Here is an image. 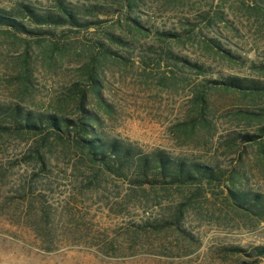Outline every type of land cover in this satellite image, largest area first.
<instances>
[{"label":"rangeland","instance_id":"rangeland-1","mask_svg":"<svg viewBox=\"0 0 264 264\" xmlns=\"http://www.w3.org/2000/svg\"><path fill=\"white\" fill-rule=\"evenodd\" d=\"M65 1L83 10L98 5L99 13L88 14L96 24L58 26L40 37L0 28V105L75 119L84 90L102 137L131 144L139 155L163 150L215 165L222 179L195 193V185H136L130 171L97 168L94 175L72 128L67 147L50 138L46 177L27 157L39 136L0 133V264H264L243 251L264 245V212L236 207L226 188L264 201V94L220 82L237 76L264 83V0H136L131 10L121 0ZM19 2L51 7L56 0H0V7ZM127 14L142 26L132 27ZM173 54L203 70L175 64ZM93 58L99 95L88 79ZM245 133L261 136L250 142ZM30 181L29 214L46 201L49 231L25 218L27 192L19 189Z\"/></svg>","mask_w":264,"mask_h":264},{"label":"trees","instance_id":"trees-1","mask_svg":"<svg viewBox=\"0 0 264 264\" xmlns=\"http://www.w3.org/2000/svg\"><path fill=\"white\" fill-rule=\"evenodd\" d=\"M135 2L136 0H121L122 5L124 4L130 10ZM259 8L260 5H256L255 9ZM100 11L98 5H92L83 10L65 0H56L51 7H40L33 3L19 2L17 7L11 9L0 7V28L6 32L40 37L49 33L51 28L58 26H68L72 29L89 28L95 25L98 20L96 16H91V13H99ZM127 18L132 23V27L137 29L142 26L141 21L135 17L127 14ZM156 32L163 37H177L178 35L167 30H158ZM113 38L120 41L119 37ZM210 43L214 47L221 49V46L213 39H210ZM104 50L112 52L110 49ZM172 57L175 60V64L194 68L198 72L203 70L202 65L196 62H191L175 54ZM96 68V58H93V63L88 69V79L91 89L99 95L101 80ZM220 82L227 89L234 88L247 90L251 93L264 94V83L257 79H245L235 76L228 77ZM86 101L85 91L80 90L77 105L82 115L75 119L54 112H39L27 109L20 103L6 106L0 105V133L39 136L41 145H33L31 148L33 153L27 157H33V165L46 177L51 172L46 153V146L50 145V138L55 137L63 140L64 147H67L69 141H64V136L67 137L70 128H72L76 133L75 142L82 154L81 158L85 156L88 159L91 173L94 175L97 173V168L118 176H126L127 172L130 171L132 173L130 181L136 185L143 186L148 184L149 186L160 185L163 187L195 185L197 187L195 193H198V186L203 182L214 183L222 179L223 173L215 165L183 158L173 159L163 150L139 155L131 144L123 143L116 138L107 139L102 137L96 126V122H98L97 115L94 111L85 108ZM202 101H204L203 98ZM259 111L263 113L262 110ZM203 112L204 106L200 107V117L206 120ZM240 136L243 140L251 142L257 140L261 134L245 133L240 134ZM132 163H134L133 168L131 167ZM20 185L19 190L23 194L27 192L25 197V203H27L26 220L32 222L34 230L49 231L50 206L46 201L39 199L36 215L30 216L33 192L36 185H34L33 181ZM226 188L228 192L227 199L236 207L252 212H264V201L260 193L250 194L244 189L228 185ZM181 214L182 209L179 207L176 214L177 221H174L176 226L179 224ZM153 227L157 228V225H153ZM46 248L49 250L51 247ZM236 249L242 250L240 248H235L234 250ZM243 251L252 258L264 259V245H257L251 248L250 251L244 249Z\"/></svg>","mask_w":264,"mask_h":264}]
</instances>
